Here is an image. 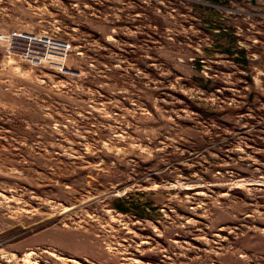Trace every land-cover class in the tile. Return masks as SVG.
<instances>
[{
  "label": "rangeland",
  "instance_id": "1",
  "mask_svg": "<svg viewBox=\"0 0 264 264\" xmlns=\"http://www.w3.org/2000/svg\"><path fill=\"white\" fill-rule=\"evenodd\" d=\"M10 31L77 73L0 40V264H264L262 0H0Z\"/></svg>",
  "mask_w": 264,
  "mask_h": 264
},
{
  "label": "built area",
  "instance_id": "2",
  "mask_svg": "<svg viewBox=\"0 0 264 264\" xmlns=\"http://www.w3.org/2000/svg\"><path fill=\"white\" fill-rule=\"evenodd\" d=\"M0 40L9 53L25 63L33 66H42L45 63L58 71L77 73L64 65L65 58L70 52L69 43L65 40L29 31L0 34Z\"/></svg>",
  "mask_w": 264,
  "mask_h": 264
},
{
  "label": "trees",
  "instance_id": "3",
  "mask_svg": "<svg viewBox=\"0 0 264 264\" xmlns=\"http://www.w3.org/2000/svg\"><path fill=\"white\" fill-rule=\"evenodd\" d=\"M116 210L120 211V212H125L126 208L125 207H120L119 205H114L113 206Z\"/></svg>",
  "mask_w": 264,
  "mask_h": 264
},
{
  "label": "water",
  "instance_id": "4",
  "mask_svg": "<svg viewBox=\"0 0 264 264\" xmlns=\"http://www.w3.org/2000/svg\"><path fill=\"white\" fill-rule=\"evenodd\" d=\"M262 2H264V0H262Z\"/></svg>",
  "mask_w": 264,
  "mask_h": 264
}]
</instances>
